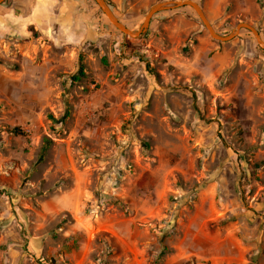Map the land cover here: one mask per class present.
<instances>
[{
  "label": "rangeland",
  "instance_id": "rangeland-1",
  "mask_svg": "<svg viewBox=\"0 0 264 264\" xmlns=\"http://www.w3.org/2000/svg\"><path fill=\"white\" fill-rule=\"evenodd\" d=\"M107 1L139 29L166 0ZM195 1L264 40V0ZM261 162L250 29L182 6L134 38L96 0L0 4V264H264Z\"/></svg>",
  "mask_w": 264,
  "mask_h": 264
},
{
  "label": "water",
  "instance_id": "water-1",
  "mask_svg": "<svg viewBox=\"0 0 264 264\" xmlns=\"http://www.w3.org/2000/svg\"><path fill=\"white\" fill-rule=\"evenodd\" d=\"M4 1L5 0H0V4H2ZM96 1L100 5L103 12L107 15L109 20L119 30H121L124 34L134 37V38L142 36L148 30L151 19L156 13L166 10V9L182 7V6H191L197 11L199 16L203 20L205 26L208 28L210 34L214 38L222 40V41H229L233 39L242 28H248L254 33L258 41V44L264 49V40L261 37L259 30L248 22H240L239 24H237L236 28H234V30L228 35H222L218 33L215 30V28L212 26V24L210 23L209 19L207 18L202 6L195 0H166V1H162V2L154 4L150 8L148 14L146 15L144 19L143 24L141 25L139 29H132L128 25H126L124 22H122L119 19V17L115 14V12L113 11L111 5L108 3L107 0H96Z\"/></svg>",
  "mask_w": 264,
  "mask_h": 264
},
{
  "label": "trees",
  "instance_id": "trees-1",
  "mask_svg": "<svg viewBox=\"0 0 264 264\" xmlns=\"http://www.w3.org/2000/svg\"><path fill=\"white\" fill-rule=\"evenodd\" d=\"M80 73H83V65H81V67H80ZM262 164H264V162L257 163V164H256V167H259V166H261ZM100 234L106 235L107 233H105V232H100L99 235H100ZM76 242H77V241H75V244H74V245H75V246H78ZM163 250H164V251L161 252V255H163V253H164L165 251H169L168 246H164ZM52 260H53V259H52ZM53 262H54V260H53Z\"/></svg>",
  "mask_w": 264,
  "mask_h": 264
},
{
  "label": "bare ground",
  "instance_id": "bare-ground-1",
  "mask_svg": "<svg viewBox=\"0 0 264 264\" xmlns=\"http://www.w3.org/2000/svg\"><path fill=\"white\" fill-rule=\"evenodd\" d=\"M63 13H65V12H63ZM63 15V14H62ZM89 230V233H90V235L92 234V230L89 228L88 229Z\"/></svg>",
  "mask_w": 264,
  "mask_h": 264
},
{
  "label": "crops",
  "instance_id": "crops-1",
  "mask_svg": "<svg viewBox=\"0 0 264 264\" xmlns=\"http://www.w3.org/2000/svg\"><path fill=\"white\" fill-rule=\"evenodd\" d=\"M4 2H5V1H4ZM4 2H3V3H4Z\"/></svg>",
  "mask_w": 264,
  "mask_h": 264
}]
</instances>
